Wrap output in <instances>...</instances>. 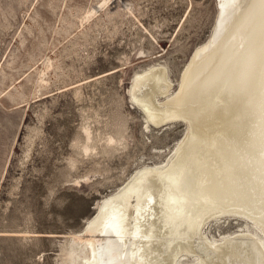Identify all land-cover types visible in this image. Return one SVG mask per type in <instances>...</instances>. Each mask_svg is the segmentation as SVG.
I'll return each mask as SVG.
<instances>
[{
	"label": "rangeland",
	"instance_id": "obj_1",
	"mask_svg": "<svg viewBox=\"0 0 264 264\" xmlns=\"http://www.w3.org/2000/svg\"><path fill=\"white\" fill-rule=\"evenodd\" d=\"M216 16L217 0H0V264L69 261L96 203L170 153L184 124L146 130L128 88L153 64L176 88Z\"/></svg>",
	"mask_w": 264,
	"mask_h": 264
},
{
	"label": "bare ground",
	"instance_id": "obj_2",
	"mask_svg": "<svg viewBox=\"0 0 264 264\" xmlns=\"http://www.w3.org/2000/svg\"><path fill=\"white\" fill-rule=\"evenodd\" d=\"M213 25L176 88L160 64L134 74L144 128H185L96 203L63 264H264V0H217ZM228 219L243 225L208 233Z\"/></svg>",
	"mask_w": 264,
	"mask_h": 264
}]
</instances>
